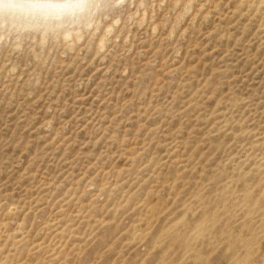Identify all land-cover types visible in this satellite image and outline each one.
I'll use <instances>...</instances> for the list:
<instances>
[{"label": "rangeland", "instance_id": "374dc122", "mask_svg": "<svg viewBox=\"0 0 264 264\" xmlns=\"http://www.w3.org/2000/svg\"><path fill=\"white\" fill-rule=\"evenodd\" d=\"M0 264H264V0L0 7Z\"/></svg>", "mask_w": 264, "mask_h": 264}, {"label": "bare ground", "instance_id": "6f19581e", "mask_svg": "<svg viewBox=\"0 0 264 264\" xmlns=\"http://www.w3.org/2000/svg\"><path fill=\"white\" fill-rule=\"evenodd\" d=\"M77 2H79V0H0V7H18L24 9H29V8L50 9L65 4H76Z\"/></svg>", "mask_w": 264, "mask_h": 264}]
</instances>
